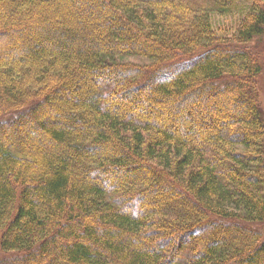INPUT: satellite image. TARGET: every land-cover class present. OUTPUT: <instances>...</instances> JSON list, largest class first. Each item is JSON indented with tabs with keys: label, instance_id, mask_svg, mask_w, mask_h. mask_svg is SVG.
<instances>
[{
	"label": "trees",
	"instance_id": "trees-1",
	"mask_svg": "<svg viewBox=\"0 0 264 264\" xmlns=\"http://www.w3.org/2000/svg\"><path fill=\"white\" fill-rule=\"evenodd\" d=\"M76 1L97 13L78 2L53 12L56 0H0V49L42 28L44 14L75 38L56 47L42 39L0 61V264H264L261 63L247 47L264 33V0H211L214 10L200 0ZM239 3L248 7L229 16L232 34L218 35L211 12L227 16ZM119 72L91 88L92 99L64 91L76 78ZM108 96L150 108L174 99L178 133L108 111ZM223 97H240L243 115L230 118L229 102L208 115ZM47 110L55 121L35 134L53 155L36 157L21 124ZM205 118L223 130L207 132ZM190 122L207 133L193 140ZM110 172L121 176L109 186L87 183Z\"/></svg>",
	"mask_w": 264,
	"mask_h": 264
},
{
	"label": "rangeland",
	"instance_id": "rangeland-1",
	"mask_svg": "<svg viewBox=\"0 0 264 264\" xmlns=\"http://www.w3.org/2000/svg\"><path fill=\"white\" fill-rule=\"evenodd\" d=\"M55 1V0H53ZM200 1H207L210 5H211V9L214 10L216 9L213 5L211 0H200ZM72 2L76 3L78 1L76 0H56L55 4L56 7L54 8L53 12H61L62 9L67 10L69 7H74V4H71ZM79 3V4H78ZM77 4L83 9L84 13H97L94 12L93 10V5L92 3H81L78 2ZM99 3V2H98ZM208 3H206L208 5ZM247 5V6H246ZM248 4L247 3H239V6L237 7V10L231 9L230 12L227 14V16H222L219 13L212 11L211 12V17L213 20V24H214V28L217 31L218 35H223V34H227L230 35L232 34L231 27L233 26V24L230 22V15L232 14H240V11H238V9L243 8V9H247ZM63 12V11H62ZM57 14V13H56ZM98 19H100V17L98 16ZM83 19H77V22H82ZM39 22H41L42 24V28H37V29H31V30H23L22 32H20L14 39V41L8 42V40L6 39V43L4 45H2V48L0 49V61L4 60L6 58H10V56H12L15 51L20 50V47L25 46L26 48L28 46L37 49L39 44L41 42H44L42 39H45L46 43L49 45H52L54 47L57 46V44L59 42H63L66 45H69V42H71V40L75 39L73 36H67L65 34H63V32H56L54 30H52L53 28H58L60 29H65V28H69L67 22L63 25L61 24L60 21H53L51 20V17L49 16V14H44L42 15V20H39ZM45 24V25H44ZM47 27V28H44ZM81 34L79 33V36ZM8 38V37H6ZM15 42L18 43L17 48H14ZM249 49H251V51L256 55L257 58L260 59V63H261V73H260V77L258 80V91H259V100H260V105L262 108V112L264 114V33L261 36L255 37L251 42H249L248 46ZM109 76L107 77H79V79L76 78L75 83H71L67 86V91L65 88V92L67 93V98H71L69 95L71 96H81L83 99H92L93 96H96V92L93 91L91 88L93 87H97L99 88L100 86H102L107 78L111 77V79H116L118 76H121V73H109ZM92 90V91H91ZM71 93V94H69ZM69 94V95H68ZM149 95V94H148ZM224 101H219L216 103V100H211V104H210V108L208 111V115L217 113V112H226L227 111V105L226 102H229L231 104L230 106V111L228 113V116L234 117V116H242L243 112L242 111V107L240 106L241 98H237V99H231L229 101H226L225 97L222 98ZM127 99H123L120 100L119 97H113V96H108L106 97L105 100V107L108 111L110 112H116L117 114H119L121 117L126 118V117H130L131 119H140V117L146 116L149 117L148 120L150 121L151 124L165 128V129H170L175 131L176 133H178L179 130L176 129V127H178L177 124H170L173 120V118H177L175 116L174 113L170 112V109L173 106V101L174 99L172 98H167L165 100V102L159 104L158 101H154V105L153 108L151 106V108L148 105H143L140 104L138 101L136 103L131 102V99H129V101ZM138 100H142L144 103L147 102V97L145 94H143L141 97L138 98ZM153 103V101H152ZM188 103V102H187ZM2 103H0L1 105ZM228 104V103H227ZM155 107V108H154ZM187 108V107H186ZM185 111H190L192 113V109L188 108ZM42 119L39 121H35L29 124H26L23 126V135H29L32 139H33V143L34 145L32 147H30V150L32 152V154L36 157H39L41 155H45L47 157H51L53 155V151L50 149H45L43 146L45 143H50L49 140L46 139V137L41 133V136H37L35 133L37 131H39V129H41L40 125L46 124H53V122L55 121V117L52 115L51 112L47 111H43L42 113ZM140 116H139V115ZM146 114V115H145ZM63 123L71 126L72 124V120L67 119V118H63ZM200 123H202L203 127H207L208 129H210L207 132H217V131H222L223 130V125L221 123H214L211 124V126H209L208 124V119L205 118L204 120H202ZM199 123V124H200ZM191 124V122L189 123ZM198 124V125H199ZM192 126V134H193V140H196L200 135H203L204 133H207L206 131H200V129L202 128L201 126ZM0 140H3V136H0ZM104 175V179L105 180H98L96 179H87V183L94 185L99 184L102 186H109L112 182H114V180H116L117 178H119L121 176V173H109V174H102ZM101 176V175H100ZM74 182H81L80 180H74L72 179ZM82 183V182H81ZM165 192H162L160 194L157 195L158 198H160ZM142 208L140 207L137 210H135V213H141L142 212ZM127 213L129 215H131L132 217H134V209L128 210ZM100 221V220H97ZM93 225H95L93 233L96 236H100V234L98 233V231L100 230V227H102L99 222L94 223ZM69 229V228H67ZM66 229V230H67ZM71 241V240H70ZM85 242L92 248L95 246H100L99 244L93 242V240L86 238ZM122 241L120 240L119 243H121ZM94 244V245H93ZM97 248V247H96ZM141 250H143L144 252H147L148 254H151L154 252V249L149 247L147 249H143L141 248ZM60 251V250H59ZM37 259V258H36ZM47 264H53V261L49 260V262ZM57 264V263H56ZM65 264H69L68 262H65ZM78 264V263H76ZM83 264V263H80ZM240 264H248L247 261L242 262Z\"/></svg>",
	"mask_w": 264,
	"mask_h": 264
},
{
	"label": "bare ground",
	"instance_id": "bare-ground-1",
	"mask_svg": "<svg viewBox=\"0 0 264 264\" xmlns=\"http://www.w3.org/2000/svg\"><path fill=\"white\" fill-rule=\"evenodd\" d=\"M92 77H103V75L101 74V73H99V74H97V75H94V76H92ZM1 111H5V108H1L0 109ZM29 116H26V117H24V119H23V123L21 124V126H23V125H26V124H28L29 123Z\"/></svg>",
	"mask_w": 264,
	"mask_h": 264
}]
</instances>
